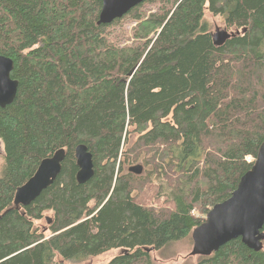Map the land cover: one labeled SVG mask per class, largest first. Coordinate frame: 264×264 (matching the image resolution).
Listing matches in <instances>:
<instances>
[{
	"label": "trees",
	"instance_id": "obj_1",
	"mask_svg": "<svg viewBox=\"0 0 264 264\" xmlns=\"http://www.w3.org/2000/svg\"><path fill=\"white\" fill-rule=\"evenodd\" d=\"M101 9L98 0H0V55L19 82L0 108V264H78L116 251L107 264H154L152 251L192 240L231 197L264 142V0H150L107 26L97 25ZM207 13L234 35L216 41ZM79 145L94 161L84 185ZM59 150L54 184L16 206L17 189ZM159 161L154 180L170 211L145 204L135 192L150 177L126 170ZM197 264H264V250L238 239Z\"/></svg>",
	"mask_w": 264,
	"mask_h": 264
},
{
	"label": "water",
	"instance_id": "obj_2",
	"mask_svg": "<svg viewBox=\"0 0 264 264\" xmlns=\"http://www.w3.org/2000/svg\"><path fill=\"white\" fill-rule=\"evenodd\" d=\"M147 0H103L99 24H112L129 14L137 5ZM217 41H225L234 35L226 34ZM220 45V44H218ZM15 68L12 59L0 55V108L11 105L17 95L19 82L11 74ZM80 185L88 183L94 176L93 155L86 145L75 150ZM66 157L64 150L42 161L35 175L15 195L17 206L28 207L54 184L62 171ZM136 175L143 173V166L130 169ZM264 142L258 150L253 167L239 181L237 189L226 201L215 205L207 214L203 224L192 233L193 249L191 256L209 257L228 243L241 239L242 243L254 252L264 250Z\"/></svg>",
	"mask_w": 264,
	"mask_h": 264
},
{
	"label": "rangeland",
	"instance_id": "obj_3",
	"mask_svg": "<svg viewBox=\"0 0 264 264\" xmlns=\"http://www.w3.org/2000/svg\"><path fill=\"white\" fill-rule=\"evenodd\" d=\"M158 5H155V9H158ZM205 21L209 26V30L212 34H218V38L222 37L226 34H231L232 32L235 33V29L229 30L225 26V21L224 18L222 17H215L211 15L210 13H207L205 16ZM127 25V24H125ZM128 26V25H127ZM137 135H134L132 138V143L136 140ZM3 146L2 143L0 142V174L2 172V166H3ZM248 162L252 161L251 158L247 159ZM160 161L158 163L155 162V164L146 167L144 163L142 162H137L133 163L131 165L126 166V170L129 172V168L132 166H137V165H142L143 166V173L141 175H136L138 179L145 178V177H150V184L144 191V193L139 194L138 192H135L138 196L141 197V200L145 203L148 204L150 207H154L155 209H165L170 211L173 202L169 198V196L166 194L163 186L158 185V183L155 182L154 176L158 173L159 171V165ZM159 171V172H158ZM170 173V172H168ZM163 179V178H161ZM137 187V186H136ZM164 206V207H163ZM166 207V208H165ZM195 214L198 213L197 211L194 212ZM53 217V213L48 212L45 214V218L40 221L36 222V225L40 229H47L50 225V223L46 220V218H51ZM206 218V217H205ZM51 221V220H49ZM193 249V241L190 239L182 240L178 243H173L167 248L163 249L160 252L157 251H152L151 252V258L154 264H197L201 257L199 256H191V252ZM121 252L116 251L112 252L110 254H106L103 256H100L95 259H90L84 263H78V264H107L108 261L115 255L120 254ZM69 264H76V263H69Z\"/></svg>",
	"mask_w": 264,
	"mask_h": 264
},
{
	"label": "bare ground",
	"instance_id": "obj_4",
	"mask_svg": "<svg viewBox=\"0 0 264 264\" xmlns=\"http://www.w3.org/2000/svg\"><path fill=\"white\" fill-rule=\"evenodd\" d=\"M98 1L102 3V9H103V4H104V3H103V0H98ZM148 1H150V0H147V1H145V2H143V3H141V4H139V5H137L135 8H137L138 6L144 4V3L148 2ZM135 8H134V9H135ZM102 9H101V12H102ZM101 12H100V14H99V19H98L97 25H98V26H107V25H111V24H101V25L99 24V22H100V15H101ZM127 15H128V14H127ZM127 15H126V16H127ZM123 18H124V17H123ZM123 18H122V19H123ZM119 20H121V19H119ZM116 21H117V20H116ZM112 24H113V23H112ZM18 88H19V86H18ZM17 92H18V91H17ZM16 97H17V95H16ZM14 102H15V101H14ZM14 102H13V103H14ZM13 103H12V104H13ZM12 104H11V105H12ZM11 105H9V106H11ZM7 107H8V106H7ZM261 145H262V144H261ZM261 145H260V146H261ZM259 148H260V147H259ZM258 150H259V149H258ZM44 160H45V159H44ZM41 163H42V162H41ZM41 163H40V164H41ZM39 166H40V165H39ZM38 168H39V167H38ZM37 170H38V169H37ZM36 172H37V171H36ZM60 174H61V173H60ZM15 195H16V194H15ZM40 196H41V195H40ZM32 204H33V203H32ZM32 204H31V205H32ZM15 205H16V203H15ZM16 206H17V205H16ZM19 207H20V208H25V207H21V206H19ZM49 223H50V221H49ZM214 254H215V253H214ZM211 256H212V255H211ZM209 257H210V256H209Z\"/></svg>",
	"mask_w": 264,
	"mask_h": 264
},
{
	"label": "built area",
	"instance_id": "obj_5",
	"mask_svg": "<svg viewBox=\"0 0 264 264\" xmlns=\"http://www.w3.org/2000/svg\"><path fill=\"white\" fill-rule=\"evenodd\" d=\"M251 162V161H250Z\"/></svg>",
	"mask_w": 264,
	"mask_h": 264
}]
</instances>
